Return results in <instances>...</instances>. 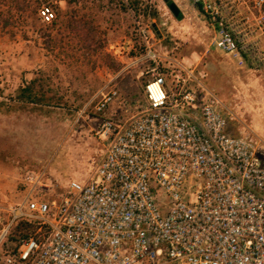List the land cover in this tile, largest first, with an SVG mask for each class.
<instances>
[{
    "label": "built area",
    "instance_id": "built-area-1",
    "mask_svg": "<svg viewBox=\"0 0 264 264\" xmlns=\"http://www.w3.org/2000/svg\"><path fill=\"white\" fill-rule=\"evenodd\" d=\"M249 1L193 3L219 51L264 70V0ZM150 34L145 108L134 113L112 82L97 92V171L60 200L43 196L54 187L46 171L30 177L0 235V264H264V138L230 135L222 103L183 64L169 84ZM117 104L123 113L109 115ZM23 223L35 231L4 250Z\"/></svg>",
    "mask_w": 264,
    "mask_h": 264
},
{
    "label": "rangeland",
    "instance_id": "rangeland-1",
    "mask_svg": "<svg viewBox=\"0 0 264 264\" xmlns=\"http://www.w3.org/2000/svg\"><path fill=\"white\" fill-rule=\"evenodd\" d=\"M169 1L182 20L165 0H50L52 23L40 12L15 37H0V235L30 177L46 171L54 187L43 196L60 200L70 182L94 176L105 156L102 118L92 103L101 88L112 82L136 103L134 113L145 108L144 84L154 66L145 59L142 30L151 32L169 84L183 64L222 103L230 135L264 138V70L219 51L193 0ZM27 86L36 101L20 99ZM111 113L123 111L117 104ZM32 231L14 229L4 250Z\"/></svg>",
    "mask_w": 264,
    "mask_h": 264
},
{
    "label": "trees",
    "instance_id": "trees-1",
    "mask_svg": "<svg viewBox=\"0 0 264 264\" xmlns=\"http://www.w3.org/2000/svg\"><path fill=\"white\" fill-rule=\"evenodd\" d=\"M171 3L173 2L169 1L168 5ZM45 6L54 11L53 7L50 6V0H0V37L7 34L15 37L17 35L18 27L22 25L24 26L29 23V20L40 16V11ZM182 19L183 17L181 15L177 17V20ZM23 31L26 36V31ZM31 90L30 86L24 88L21 91L20 99H28L31 102L36 101L32 96ZM20 227L33 229V231L28 234H21L20 236L23 238H28L36 229L31 225L24 223ZM13 239H16V237Z\"/></svg>",
    "mask_w": 264,
    "mask_h": 264
},
{
    "label": "water",
    "instance_id": "water-1",
    "mask_svg": "<svg viewBox=\"0 0 264 264\" xmlns=\"http://www.w3.org/2000/svg\"><path fill=\"white\" fill-rule=\"evenodd\" d=\"M167 3L169 2V0H165ZM171 11L175 14L176 17H178L180 15V10L177 7V5L173 2L169 5Z\"/></svg>",
    "mask_w": 264,
    "mask_h": 264
},
{
    "label": "crops",
    "instance_id": "crops-1",
    "mask_svg": "<svg viewBox=\"0 0 264 264\" xmlns=\"http://www.w3.org/2000/svg\"><path fill=\"white\" fill-rule=\"evenodd\" d=\"M180 15L182 16V14H181V12H180ZM204 16V15H203ZM205 18V17H204ZM205 20H206V18H205ZM207 21V20H206Z\"/></svg>",
    "mask_w": 264,
    "mask_h": 264
}]
</instances>
